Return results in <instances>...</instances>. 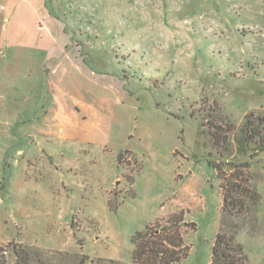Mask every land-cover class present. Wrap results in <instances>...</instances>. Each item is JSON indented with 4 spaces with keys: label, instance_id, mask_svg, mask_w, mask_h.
I'll return each instance as SVG.
<instances>
[{
    "label": "rangeland",
    "instance_id": "obj_1",
    "mask_svg": "<svg viewBox=\"0 0 264 264\" xmlns=\"http://www.w3.org/2000/svg\"><path fill=\"white\" fill-rule=\"evenodd\" d=\"M15 1L0 0V264H133L131 237L171 215L174 264H210L218 231L264 264V149L242 130L264 115V0ZM56 99L71 121L50 130Z\"/></svg>",
    "mask_w": 264,
    "mask_h": 264
},
{
    "label": "trees",
    "instance_id": "obj_2",
    "mask_svg": "<svg viewBox=\"0 0 264 264\" xmlns=\"http://www.w3.org/2000/svg\"><path fill=\"white\" fill-rule=\"evenodd\" d=\"M242 130L249 138H257L260 148L264 149V115H254L253 112L247 113ZM210 164L216 169L217 176L221 180L219 165L212 161ZM219 187L221 191L223 189L221 181ZM220 193L222 195V206L225 207L228 204V197L226 194ZM176 216H169L167 222L160 226L161 228L153 229L155 226L153 224L145 227L144 230L135 232L131 237L133 264H174L180 260L182 255H185V248L182 246L177 227L172 232L168 231V225H170L168 223L171 222L172 217ZM177 222L178 216L174 221L175 226ZM13 254L17 262L22 259V262H24V257L26 261L30 260L29 253L20 245L13 247ZM246 261L247 256L243 252V247L240 243L235 242V237L233 235L227 236L218 231L212 247L210 264H245ZM79 264H81V260Z\"/></svg>",
    "mask_w": 264,
    "mask_h": 264
},
{
    "label": "crops",
    "instance_id": "obj_3",
    "mask_svg": "<svg viewBox=\"0 0 264 264\" xmlns=\"http://www.w3.org/2000/svg\"><path fill=\"white\" fill-rule=\"evenodd\" d=\"M7 1L13 2V10L15 11L17 8L16 3L18 4V2H16L15 0H7ZM18 1H25V2L32 4V5H35L38 3L41 4L43 2V0H18ZM59 47L63 49L62 46H59ZM45 114H46L45 119H47L51 122L49 124L50 126H47V127H50V130H51V128H53L52 130H55L54 129L55 125H58V127H60V126H62L63 123H68L71 121L69 110H67V108H65L63 106V104L58 99H56V102L55 101L52 102V105L48 107ZM54 118L57 120L59 119L58 121H60L61 124L56 123L57 120H56V122H54Z\"/></svg>",
    "mask_w": 264,
    "mask_h": 264
}]
</instances>
